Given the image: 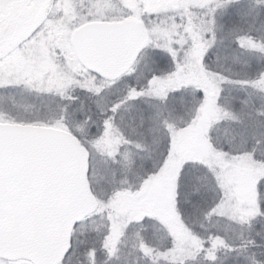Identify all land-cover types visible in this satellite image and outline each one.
Here are the masks:
<instances>
[{
	"label": "snow or ice",
	"instance_id": "snow-or-ice-1",
	"mask_svg": "<svg viewBox=\"0 0 264 264\" xmlns=\"http://www.w3.org/2000/svg\"><path fill=\"white\" fill-rule=\"evenodd\" d=\"M0 264H264V0H0Z\"/></svg>",
	"mask_w": 264,
	"mask_h": 264
}]
</instances>
